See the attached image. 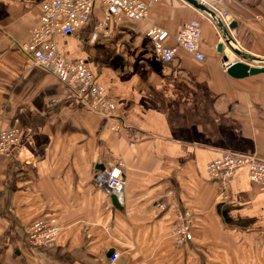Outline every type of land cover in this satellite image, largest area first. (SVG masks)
Listing matches in <instances>:
<instances>
[{"label": "crops", "instance_id": "1", "mask_svg": "<svg viewBox=\"0 0 264 264\" xmlns=\"http://www.w3.org/2000/svg\"><path fill=\"white\" fill-rule=\"evenodd\" d=\"M143 1L146 19H113L108 36L91 40L104 16L98 5L74 33L55 38L105 87L115 105L107 119L69 98L22 50L41 0H0V131L19 128L27 138L0 153V264H109L115 253L117 264H264V188L241 167L223 192L206 170L224 152L264 160V72L228 74L223 56L242 59L226 45L218 52L219 14L184 0ZM208 1L230 13L235 48L257 61L243 60L263 66L264 0ZM192 19L202 21L205 59L179 48L165 62L147 31L166 28L173 46ZM116 162L126 182L121 209L95 182L97 169ZM176 209L194 216L193 238L181 245L172 234ZM44 216L64 229L54 246L31 247L26 230Z\"/></svg>", "mask_w": 264, "mask_h": 264}, {"label": "built area", "instance_id": "2", "mask_svg": "<svg viewBox=\"0 0 264 264\" xmlns=\"http://www.w3.org/2000/svg\"><path fill=\"white\" fill-rule=\"evenodd\" d=\"M220 15L222 22L229 29L232 17L221 7L201 0ZM100 6L104 16L93 28L91 40H97L100 35H109V22L113 19L130 18L144 20L148 15V5L143 0H41V16L39 24L33 29L30 38L21 45L33 62L52 73L69 89V98L86 100L89 109L107 119H112L115 105L108 97L105 87L99 83L90 65L84 59L68 60L60 52L56 43L58 34L71 35L80 26L87 23L96 6ZM211 17V16H210ZM147 35L154 43L155 52L165 62L171 61L177 49L181 48L196 59L203 61L202 51V21L192 19L186 22L175 35V45L165 43L169 31L159 25H153ZM230 48V47H229ZM236 61L224 62L225 70ZM114 131L119 125L112 126ZM27 138H23L19 128L3 129L0 131V153H7L13 147H23ZM246 167L249 179L256 185L264 188V160L250 155H241L233 152H224L208 163L206 170L208 178L219 182L221 190H228V180L235 171ZM124 164L111 163L100 169L96 176V183L117 196L123 201L125 180ZM227 197L228 195H224ZM164 208L165 204H159ZM176 221L172 225V234L176 244H184L192 240L193 213L189 209H176ZM63 226L56 219H39L26 230L27 243L31 247H52L58 241ZM119 253L110 258L109 264H117Z\"/></svg>", "mask_w": 264, "mask_h": 264}, {"label": "water", "instance_id": "3", "mask_svg": "<svg viewBox=\"0 0 264 264\" xmlns=\"http://www.w3.org/2000/svg\"><path fill=\"white\" fill-rule=\"evenodd\" d=\"M187 3H189L190 5H192L193 7H195L196 9H198L199 11L213 17L214 19L218 18L217 13L210 8L207 4H205L203 1L201 0H184ZM217 21L219 22V25L222 28V35H223V41L222 43H219L217 46V50L219 53L223 52V48L224 45L230 47L231 50L234 51V53H236L237 55H239L241 57L242 60L240 61H236L235 63L231 64L229 66V68L227 69V72L230 76L234 77V78H243V77H247L249 75H255L261 72H264V65H259V64H255V63H248L246 61H244L243 59H247L250 62H256L257 60H255L256 58H252V57H246L244 55H242L237 48H235L234 45V39L229 31V29H234L236 26V23H231L229 26V29L224 25V23L220 20V18L217 19ZM228 56L224 55L223 59L225 62H227L229 59H227ZM255 60V61H254ZM103 167V166H101ZM112 202L114 204V206H116L118 209L122 208V205L120 204L118 198L116 195L112 196Z\"/></svg>", "mask_w": 264, "mask_h": 264}, {"label": "rangeland", "instance_id": "4", "mask_svg": "<svg viewBox=\"0 0 264 264\" xmlns=\"http://www.w3.org/2000/svg\"><path fill=\"white\" fill-rule=\"evenodd\" d=\"M103 167H101L100 169H103L104 167H105V165L103 164L102 165ZM100 169H97V172H96V176L97 175H99V171H101ZM123 172H124V170H123ZM96 176H95V178H96ZM124 180H125V174H124ZM96 182V181H95ZM125 184H126V182H125ZM98 185V184H97ZM99 186V185H98ZM100 187V186H99ZM102 187V186H101ZM104 188V187H103ZM125 190V189H124ZM106 192L107 193H111L110 191H108L107 189H106ZM110 195H114L113 193H111ZM120 202V201H119ZM56 219V220H58V218H56L55 216H44V217H42V218H40V219ZM39 220V219H38ZM59 221V220H58ZM60 222V221H59ZM61 223V222H60ZM61 225H62V223H61ZM63 226V225H62ZM63 229H64V227H63Z\"/></svg>", "mask_w": 264, "mask_h": 264}]
</instances>
